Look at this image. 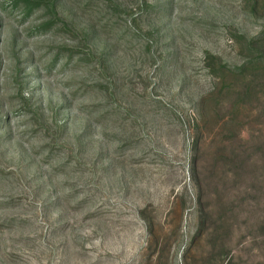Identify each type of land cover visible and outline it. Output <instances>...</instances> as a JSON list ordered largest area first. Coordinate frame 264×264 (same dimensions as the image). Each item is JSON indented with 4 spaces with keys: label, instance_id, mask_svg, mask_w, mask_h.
I'll use <instances>...</instances> for the list:
<instances>
[{
    "label": "rangeland",
    "instance_id": "1",
    "mask_svg": "<svg viewBox=\"0 0 264 264\" xmlns=\"http://www.w3.org/2000/svg\"><path fill=\"white\" fill-rule=\"evenodd\" d=\"M0 264H264V0H0Z\"/></svg>",
    "mask_w": 264,
    "mask_h": 264
}]
</instances>
